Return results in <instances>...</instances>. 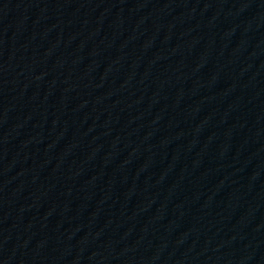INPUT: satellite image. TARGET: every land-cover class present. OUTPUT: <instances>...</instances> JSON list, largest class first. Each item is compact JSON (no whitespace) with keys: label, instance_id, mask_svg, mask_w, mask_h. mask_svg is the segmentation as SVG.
<instances>
[{"label":"water","instance_id":"water-1","mask_svg":"<svg viewBox=\"0 0 264 264\" xmlns=\"http://www.w3.org/2000/svg\"><path fill=\"white\" fill-rule=\"evenodd\" d=\"M97 264H264V0H163Z\"/></svg>","mask_w":264,"mask_h":264}]
</instances>
